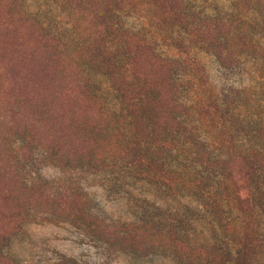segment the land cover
Returning <instances> with one entry per match:
<instances>
[{"label":"rangeland","instance_id":"1","mask_svg":"<svg viewBox=\"0 0 264 264\" xmlns=\"http://www.w3.org/2000/svg\"><path fill=\"white\" fill-rule=\"evenodd\" d=\"M177 60L208 99L198 111L173 107ZM133 70L153 74L144 104ZM253 121L264 134V0H0V264H264V225L227 229L225 203L218 229L194 172L138 167L155 148L196 164L170 135L182 123L214 153L251 149L234 135Z\"/></svg>","mask_w":264,"mask_h":264},{"label":"trees","instance_id":"2","mask_svg":"<svg viewBox=\"0 0 264 264\" xmlns=\"http://www.w3.org/2000/svg\"><path fill=\"white\" fill-rule=\"evenodd\" d=\"M185 62V64L191 66H201L200 59H187ZM127 63L131 65L130 62ZM171 65L172 68L167 73V80L165 79L164 81L167 83L169 80L172 88L173 94L171 95V101L173 107L181 109L182 112L180 114L189 113V110L198 111V109H201L208 101L207 98L201 96V91L198 90L201 88V83L192 80V76H190L186 70L182 75H180L179 72L175 75L173 73L175 71L174 69L181 65L178 63V60L172 61ZM152 75L151 73H140L134 70L132 71V76L125 74L126 79L130 82L134 84H143V87H141L138 92V97H142V104H144L147 98H149V100L151 99V96H149L150 92L146 91V89L147 87H151V84L154 83V78L150 77ZM186 79H191L194 82L193 85L190 86L187 84L185 82ZM114 80L113 76L110 75L109 81L113 83L115 92L118 93L117 96L119 100L126 104V101H128L130 97L129 88L117 87L116 80ZM185 91H188L187 96H191L193 100V102H191L192 104L190 103V105L187 106L185 103H182L179 96H176L177 93L181 94L182 92L183 94ZM199 122L200 121H198V123ZM251 124H253L254 127L250 128V132L234 135L236 136L238 145L241 144L240 146L252 147L251 149L243 148L240 150L241 152L238 153L226 151L214 153L217 149L213 147L217 144L218 140H216L213 134L192 133L190 129H188L190 126L182 123L181 126H177L178 128L171 129L170 135L176 138L177 134V136L185 138L184 142H180L181 147L186 146L192 149L197 147V150L193 151L189 149L186 150L184 154L187 156L194 155L192 159L196 164H192L191 168H186L187 165L182 163L168 167L167 162L164 160L166 157L161 155L155 148V151H151V154L148 155L149 158L145 159L139 156L138 167L141 166L143 162L148 163L153 170V172H149L151 173L149 175L161 179H166L167 176H169L168 174L182 177L194 172V183L192 184L194 185V191L190 194L198 201L201 207L199 212L202 211L206 217L212 219L211 221H213L212 223L215 227L218 229L224 227L223 230H225V225L221 224V220L223 215L226 214L223 208L225 203H227L231 210V212H229V215H231L229 219L232 221L231 223L228 221L229 219L226 218L229 222L227 229L239 230L245 228V230H247L249 227H253L259 230L260 227L264 225V220L260 217V215H264V134H262V130L259 129L260 121H253ZM169 130L170 129H165L164 132ZM256 131H258V134ZM137 134L138 132L136 133L135 131V134H131L130 137L137 139ZM187 134L189 135L187 136ZM163 135L165 138L169 134ZM139 163H141V165ZM129 164H131V174L133 176L134 174L136 176L141 174L142 171H138V168L136 169L133 163L130 162ZM141 179L146 180V178ZM241 179L248 183L244 188H241L239 184V180ZM147 181L152 182L150 180ZM165 184L161 185L164 186ZM259 207L263 209L261 212L263 214H258L260 221L257 222L256 215L259 212ZM235 211H239L238 215L237 213L236 215L233 214ZM241 211L246 212V214H244L245 216ZM236 244H238V242H236L235 245Z\"/></svg>","mask_w":264,"mask_h":264}]
</instances>
